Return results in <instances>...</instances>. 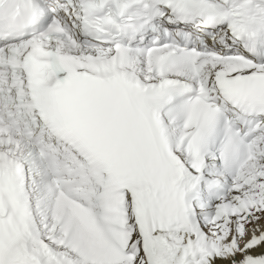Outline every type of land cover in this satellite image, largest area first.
<instances>
[{"label": "snow or ice", "instance_id": "1", "mask_svg": "<svg viewBox=\"0 0 264 264\" xmlns=\"http://www.w3.org/2000/svg\"><path fill=\"white\" fill-rule=\"evenodd\" d=\"M0 264H264V0H0Z\"/></svg>", "mask_w": 264, "mask_h": 264}]
</instances>
